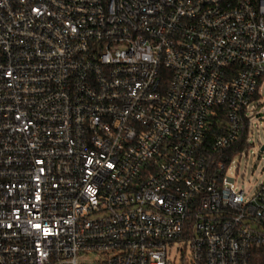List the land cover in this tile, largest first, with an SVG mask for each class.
<instances>
[{"label": "built area", "instance_id": "2783aa9c", "mask_svg": "<svg viewBox=\"0 0 264 264\" xmlns=\"http://www.w3.org/2000/svg\"><path fill=\"white\" fill-rule=\"evenodd\" d=\"M262 86L264 0H0V264H262Z\"/></svg>", "mask_w": 264, "mask_h": 264}, {"label": "rangeland", "instance_id": "374dc122", "mask_svg": "<svg viewBox=\"0 0 264 264\" xmlns=\"http://www.w3.org/2000/svg\"><path fill=\"white\" fill-rule=\"evenodd\" d=\"M256 106L252 113V128L243 151L234 155L226 177L234 186L244 189L247 194L264 180V152L260 150L264 143V87L259 97L253 101ZM180 249L182 251H180ZM190 250L186 245L176 244L167 248L170 264H191ZM93 256L88 255L85 262L90 263Z\"/></svg>", "mask_w": 264, "mask_h": 264}, {"label": "water", "instance_id": "95a60500", "mask_svg": "<svg viewBox=\"0 0 264 264\" xmlns=\"http://www.w3.org/2000/svg\"><path fill=\"white\" fill-rule=\"evenodd\" d=\"M261 150H264V144L261 146Z\"/></svg>", "mask_w": 264, "mask_h": 264}, {"label": "trees", "instance_id": "16d2710c", "mask_svg": "<svg viewBox=\"0 0 264 264\" xmlns=\"http://www.w3.org/2000/svg\"><path fill=\"white\" fill-rule=\"evenodd\" d=\"M244 136V135H243ZM262 264H264V262H262Z\"/></svg>", "mask_w": 264, "mask_h": 264}]
</instances>
